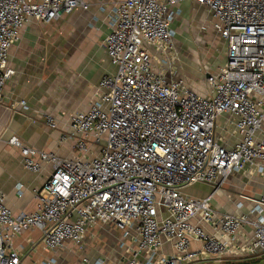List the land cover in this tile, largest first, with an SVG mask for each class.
<instances>
[{
	"label": "built area",
	"instance_id": "obj_1",
	"mask_svg": "<svg viewBox=\"0 0 264 264\" xmlns=\"http://www.w3.org/2000/svg\"><path fill=\"white\" fill-rule=\"evenodd\" d=\"M180 1L116 5L112 30L102 40L116 70L102 78L101 96L76 112L61 136L62 142L75 139L73 157L11 137L27 170L40 173L50 163L53 171L35 191L34 212L16 214L0 192V264L22 263L14 238L33 227L46 248L58 250L68 241L82 246L88 229L100 223L122 232L121 246L131 253L126 264H200L264 254V195H244L250 203L245 213L220 215L214 192L191 194L201 184L217 190L248 166L264 176V0H195L226 43V61L207 74V97L175 77L172 23L179 11L170 4ZM89 7L86 0H0V108L14 74L10 50L24 25ZM45 120L57 128L54 116ZM22 188L19 182L20 193ZM168 244L171 254L164 251Z\"/></svg>",
	"mask_w": 264,
	"mask_h": 264
},
{
	"label": "crops",
	"instance_id": "obj_2",
	"mask_svg": "<svg viewBox=\"0 0 264 264\" xmlns=\"http://www.w3.org/2000/svg\"><path fill=\"white\" fill-rule=\"evenodd\" d=\"M86 1L90 4L88 9L77 8L50 23L29 21L21 30L20 40L10 50L9 66L14 69V74L5 84L0 108V192L7 194L6 203L16 214L37 209L35 191L50 177L53 168L50 163H45L40 173L27 170L20 149L9 143L11 137L16 135L28 146L73 157L75 139L62 142L61 136L70 130L73 115L88 110L101 96L102 78L116 70L102 40L111 32L114 10L122 0ZM202 6L195 0L170 4L172 10L179 11L172 27L176 30L175 44L180 54L177 67L173 65L177 69L175 77H184L194 91L207 97L211 95L207 74L222 66L225 60L215 58L213 49L220 47L215 40H202L198 35L202 31L223 39L211 24L209 26L208 19L201 21L206 14L202 13ZM198 43L211 46L212 56L203 63H200L198 49H193ZM21 100L26 101V105H21ZM46 115L56 118L57 128L46 124ZM222 133L219 135L226 138ZM226 143L233 142L226 138ZM19 182L23 183L21 193L17 189ZM201 185L203 189L199 185L191 194L204 197L214 192L212 200L220 215L245 213L250 203L244 195H264V176L256 173L253 166L233 172L217 190L211 185ZM240 201L245 203L243 208L237 207ZM102 225L88 229L82 246L68 241L63 248L48 249L37 227L17 235L14 244L22 256L21 264H50L51 260H55L51 264H96L99 258L105 260L104 264H126L130 251L125 246L112 250L113 243L107 244L109 236ZM106 227L117 229L111 224ZM204 227L207 231L213 230L211 225L204 224ZM199 246V242H194V247ZM164 251L171 254L172 246L168 244Z\"/></svg>",
	"mask_w": 264,
	"mask_h": 264
},
{
	"label": "rangeland",
	"instance_id": "obj_3",
	"mask_svg": "<svg viewBox=\"0 0 264 264\" xmlns=\"http://www.w3.org/2000/svg\"><path fill=\"white\" fill-rule=\"evenodd\" d=\"M202 13H206L200 20L201 21H209V26L211 24V17H209L210 13L208 12V9L205 8L204 6H202ZM208 15V17L206 16ZM200 22V21H198ZM198 22H196L195 24L197 25ZM201 23V22H200ZM200 25V24H199ZM208 25V24H207ZM212 27V26H211ZM196 30L200 31V29H198L197 27H194ZM198 35L200 36V38H202V40H204V38H207L208 41L209 40H215V42L217 44H219L220 47L216 48L215 50L213 49V52L215 54V58H217L218 60H225L226 61V44L225 42L223 41V39H217V36L215 34H212V33H202V31H200L198 33ZM220 37V36H219ZM196 38H199V37H196ZM175 40H176V37H175ZM218 41V42H217ZM177 44V43H176ZM175 44V62H174V65L177 67V62L179 61V49H177V45ZM210 47L209 46V43H207L205 46L201 45L200 43H198L197 46H193V49L194 50H197L199 51V55H201V58H200V63H203L205 60L208 61L209 58H211L212 56V53L210 52ZM202 50L204 53H202ZM182 73V72H181ZM181 73L179 74L180 76ZM182 79V77L180 78ZM183 80H184V77H183ZM186 85L188 87L191 88V86L187 83L186 80H184ZM199 188L203 189V185H200ZM201 192V191H200ZM195 194H199L198 192H194ZM108 225V224H107ZM107 225H102L104 227V230L106 232V234H108L109 236V240H108V243L110 246H111V243H113V246L112 247V250H115L116 248H119L121 247V242H122V232L118 229H115V228H110V227H106ZM103 241H107L106 239H104ZM200 264H264V254L262 253H257V254H254V255H245V256H241L240 258H227L226 260L222 261V262H217L215 260H209L208 262H205V263H200Z\"/></svg>",
	"mask_w": 264,
	"mask_h": 264
}]
</instances>
